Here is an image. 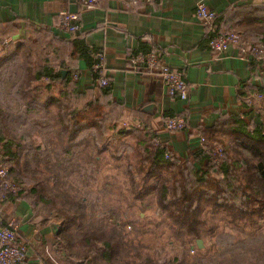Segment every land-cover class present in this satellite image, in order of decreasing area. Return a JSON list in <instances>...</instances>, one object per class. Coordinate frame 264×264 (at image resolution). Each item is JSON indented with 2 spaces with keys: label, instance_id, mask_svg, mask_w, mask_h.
Masks as SVG:
<instances>
[{
  "label": "rangeland",
  "instance_id": "rangeland-1",
  "mask_svg": "<svg viewBox=\"0 0 264 264\" xmlns=\"http://www.w3.org/2000/svg\"><path fill=\"white\" fill-rule=\"evenodd\" d=\"M6 37L7 42L12 40ZM41 47L39 42L27 44L19 55L0 62V138L10 148L11 180L28 192L20 193L43 208L38 210L41 215L49 212L58 217L59 230L68 222L67 232L75 240L68 248L61 241L70 256L65 264L85 260L73 252L81 235L89 231H101L109 237L115 253L112 262H105L95 250L89 251L91 256L83 264H264V209L233 213L201 198L196 230L176 223L159 205L158 185L144 191L153 177L144 179L142 146L150 141L141 131H122L129 125L125 121L117 128L119 116L106 105L102 113L98 112V119L76 122L73 111L85 105L77 96L72 100L60 95L58 104L48 82L44 88L39 85L43 78L25 83L27 66L38 70L51 60L43 61V53L38 56ZM61 48L65 47L58 45ZM15 64L21 67L18 75ZM78 75L71 72L72 79ZM50 97L55 102L48 100ZM215 132L202 136V148L208 144L203 163L220 167L224 159L238 155L234 148L248 155L233 133ZM212 145L222 146L223 154L210 156ZM191 163L187 157L176 159L161 174L167 179L176 169L184 168L186 182L192 184L195 175L189 171ZM218 173H206L210 181L206 187L220 186Z\"/></svg>",
  "mask_w": 264,
  "mask_h": 264
},
{
  "label": "crops",
  "instance_id": "crops-1",
  "mask_svg": "<svg viewBox=\"0 0 264 264\" xmlns=\"http://www.w3.org/2000/svg\"><path fill=\"white\" fill-rule=\"evenodd\" d=\"M199 1L217 12L212 29L208 30L195 16ZM257 2L264 1L100 0L96 6L84 8L78 0H73L80 23L77 34L104 54L110 90L103 93L101 86L94 83L85 60L68 55L75 35L57 25L58 16L70 12L71 0H0V62L19 55L23 46L39 42L42 47L38 56L43 53V61L49 57L47 63L65 70L64 75L68 73L66 82L56 79L49 86L58 104L60 95L72 100L77 96L83 104L99 98L119 116L117 128L123 127L121 123L125 121L131 126L127 124L123 131L131 134L141 131L151 143H159L176 158L185 159L190 152L202 148L201 136L216 134L213 127L221 119L237 116L264 127V63L251 65V61L237 56L235 47L217 52L207 45L208 35L220 30L243 32V20L252 17L251 10ZM243 33L250 40L257 36ZM6 36L12 40L5 43ZM139 44L155 49L163 61L184 71L189 82L186 100L167 96L156 72L130 64L129 52ZM58 45L65 48L58 49ZM15 69L18 75L21 67L16 65ZM72 71L78 72V78L72 79ZM42 78L41 86L49 81L47 76ZM257 92L263 96L256 97ZM39 97L44 99L42 94ZM148 104L154 107L144 109ZM173 113H183L187 127L167 130L163 118ZM13 217L20 238L27 245L20 264L67 262L70 256L61 244L59 218L52 216L43 222L30 201L15 194L0 201V224Z\"/></svg>",
  "mask_w": 264,
  "mask_h": 264
},
{
  "label": "trees",
  "instance_id": "trees-1",
  "mask_svg": "<svg viewBox=\"0 0 264 264\" xmlns=\"http://www.w3.org/2000/svg\"><path fill=\"white\" fill-rule=\"evenodd\" d=\"M257 8H259V11H256ZM251 13L252 17L246 21L243 20V26H245L243 32L256 33L257 36L254 38L255 41L264 44V2H257L254 4ZM77 33L78 32L73 34L75 37L72 39V43L68 48V55L71 58H83L88 67H91L94 61L93 56L97 49L88 45L84 41V38L80 37ZM149 49L150 48L145 47L143 44H139L135 49L131 50L129 54L136 53L139 50L147 51ZM250 61L251 65L260 64V61L258 60L253 59ZM60 66L62 67V64ZM138 68L146 69L143 66H138ZM26 69L25 83L28 85L31 81L35 82L43 76L48 77V85H51V82L56 79H63L65 82L68 80V73L63 76L62 68H55L49 63L42 64L41 68L38 70H32L28 66ZM92 77L94 83H96L99 74L93 72ZM109 83L105 86H101L103 93H107L110 90ZM33 86L34 85L30 84V87ZM104 107V103L101 102L99 98L91 99L86 102L82 108L73 111L74 121L79 122L80 119H98V112L102 113ZM213 128V131H227L233 133L234 139L237 142L239 141V144H241L240 146L248 151V155H244L242 151L234 148V153H237L238 155H235V157L233 156L230 159H224L223 165L215 167L211 162L212 165H207L208 161L206 163L202 162L203 159L206 158L205 152H207L206 148H208V144H206V147L204 148L190 152L187 156L192 162L189 171L193 172L195 175V181L192 184H187V170L184 168L176 169V171H173L171 176L167 177V179L162 176V170L168 169L176 159L179 160L176 157L166 158L165 153L167 150L164 146L159 143L155 144V142H153L154 144L146 142L147 145L142 146V152L144 154L142 157L143 166L141 165V167L144 168V179L153 177V182L150 185L145 186L144 191L148 192V190L155 186L157 187L158 185L157 198L159 205L168 211L170 217L173 218L176 223L185 225L190 230H196V222H198L197 215L200 212L201 198L212 201L214 206L225 207L233 213L245 214L264 209L263 124L246 122L245 120L234 116L232 118L230 117L228 119L219 120V123L217 125L215 124ZM7 148H9V145L5 142L3 149L8 157ZM253 160L255 162H253ZM255 168L257 170H255ZM236 169H239V171L237 172ZM209 171L220 173L218 174L222 181L215 180L214 182L220 181L221 187L218 185H214V187L210 188L205 186L210 185V181H208L209 177L205 176ZM33 188L34 187H31L30 190ZM144 191H142V193ZM17 192L18 193L15 195L18 197H26L21 194L22 192L28 193L26 190L20 188ZM31 193L32 191L29 192V194ZM9 196L10 195L6 198ZM40 198L43 199L41 190ZM32 206H34L35 214L39 215L43 222H46L52 217L49 212L45 214L42 213L41 215L38 210L42 207H38L34 202ZM66 216L71 218L69 214H66ZM64 225L63 229L59 231V237L65 247L68 248L72 245V240H75V238L67 232L68 222ZM111 241L112 240L101 231H89L83 233L78 240V247L73 254L74 256L82 257L85 260H81L77 264H83V261L87 263L88 257L91 256V252L89 251L92 250H95L94 254L99 256L103 261L112 262L115 250H112Z\"/></svg>",
  "mask_w": 264,
  "mask_h": 264
},
{
  "label": "built area",
  "instance_id": "built-area-1",
  "mask_svg": "<svg viewBox=\"0 0 264 264\" xmlns=\"http://www.w3.org/2000/svg\"><path fill=\"white\" fill-rule=\"evenodd\" d=\"M264 1V0H263ZM84 7L89 8L96 6L100 0H78ZM196 18L209 29H212L217 19V12L211 8L206 2L199 1L195 6ZM59 28L75 34L80 29V23L74 12L65 11L57 18ZM9 37H6L7 42ZM207 45L209 49L217 52H224L229 47H235L237 56L245 60H258L264 63V44L250 40L240 30L223 29L219 32L209 34ZM94 61L91 69L99 74L97 84L105 86L109 83L108 76L105 74L104 54L101 50L94 53ZM128 60L133 67H145L148 71L156 72L165 86L167 96L170 98H178L186 100L189 92V82L187 81L184 71L173 66L157 54L155 49L147 51L139 50L136 53L128 55ZM74 73V77H76ZM256 97H262L261 92L255 94ZM251 98H248L250 101ZM164 127L170 131L182 130L187 127L186 117L182 113L168 114L163 118ZM200 140L204 144V138ZM4 142L0 138V201L4 200L8 195L16 194L19 185L11 180L9 176L10 165L8 157L4 151ZM224 152L222 146H210V156H219ZM169 152L165 153V157H169ZM27 245L24 239L20 238L19 227L15 218H10L6 223L0 224V264H20L26 254Z\"/></svg>",
  "mask_w": 264,
  "mask_h": 264
},
{
  "label": "water",
  "instance_id": "water-1",
  "mask_svg": "<svg viewBox=\"0 0 264 264\" xmlns=\"http://www.w3.org/2000/svg\"><path fill=\"white\" fill-rule=\"evenodd\" d=\"M71 3H72V6L70 7V12H75L77 6L73 3V0H71ZM64 71L65 70H62L63 75H64ZM151 107H154V104H148L144 109L147 110L148 108H151ZM197 243L199 246H201V240L200 239L197 240Z\"/></svg>",
  "mask_w": 264,
  "mask_h": 264
}]
</instances>
